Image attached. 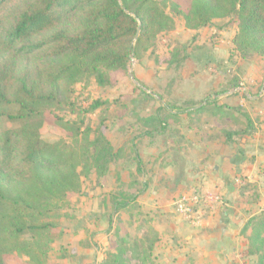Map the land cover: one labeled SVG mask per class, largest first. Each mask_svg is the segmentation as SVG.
I'll return each mask as SVG.
<instances>
[{
	"label": "rangeland",
	"instance_id": "rangeland-1",
	"mask_svg": "<svg viewBox=\"0 0 264 264\" xmlns=\"http://www.w3.org/2000/svg\"><path fill=\"white\" fill-rule=\"evenodd\" d=\"M23 1L0 3V63L10 52L5 45L10 12ZM176 1L185 8L191 0ZM164 12L171 27L139 58L131 57L125 71L110 72L111 86L83 78L66 101L47 106L42 140L65 149L76 148L84 134L89 140L103 135L118 154L99 175L78 167L79 192L39 217L50 224L44 231L50 233L20 235L19 245L3 254L4 264H101L110 252L123 264H258L247 244L254 228L264 240V222L255 224L264 216V57L235 50L231 18L190 30L182 16L169 7ZM193 105L204 108L185 112ZM17 110L12 105L10 114ZM156 113L164 129L150 134L145 120ZM1 125L20 123L3 117ZM206 152L218 156L210 160L211 173L216 164L227 170L202 192L208 205L196 209L206 213L185 220L174 203L193 186L171 183L178 175L195 182L189 178L199 174ZM159 176L160 183L167 179L155 199L152 179ZM214 208L223 210L230 232H187ZM0 243L11 247L2 231Z\"/></svg>",
	"mask_w": 264,
	"mask_h": 264
},
{
	"label": "trees",
	"instance_id": "trees-1",
	"mask_svg": "<svg viewBox=\"0 0 264 264\" xmlns=\"http://www.w3.org/2000/svg\"><path fill=\"white\" fill-rule=\"evenodd\" d=\"M166 7L182 16L190 30L214 19H233L235 50L264 57V0H191L185 8L176 0H24L10 12L5 37L10 52L0 63V231L11 247L0 243V264L3 254L19 245L20 235L50 233L44 232L50 224L39 217L79 192L78 167L86 173L93 168L99 175L118 154L103 135L89 140L84 134L76 148L65 149L42 140L40 121L47 106L66 101L83 78L111 86L110 72L125 71L131 57L139 58L171 27ZM18 43L25 44L16 48ZM12 105L18 107L15 114H10ZM203 108L193 105L185 112ZM3 117L20 125L2 127ZM145 124L151 125L150 134L164 129L157 113ZM263 222L264 216L255 224ZM247 249L264 264V240L255 228ZM101 264L123 263L118 253L110 252Z\"/></svg>",
	"mask_w": 264,
	"mask_h": 264
},
{
	"label": "crops",
	"instance_id": "crops-1",
	"mask_svg": "<svg viewBox=\"0 0 264 264\" xmlns=\"http://www.w3.org/2000/svg\"><path fill=\"white\" fill-rule=\"evenodd\" d=\"M197 106V105H196ZM153 138H156L158 135H153ZM218 156H214V154H210L208 152H206V154L204 156L201 157L200 163H199V167H200V172L197 175H194L193 178H189L190 179H196L195 182H190L188 183V177L187 180H183V178L181 176H175V180H171V186L172 188L177 187L179 189H181L183 186V184H187L189 186H193V188L191 190H198V191H205V189H209V187H211V185L208 186V184H210L211 179L215 180L217 179L218 182V178H223V175L225 173V170H227V167L225 166H219V165H215L214 169L216 170L215 173H211L209 167H210V160L213 158H217ZM202 162V163H201ZM182 169V170H181ZM180 171H185V168L183 169L182 167L180 168ZM217 177V178H216ZM160 178V176L158 177V179ZM167 178H163L164 184L166 183L165 180ZM171 179V178H170ZM153 183L156 184V186L158 187V191L153 192L154 196L153 198H157L159 197L161 194V190L165 189V188H161V186H165L162 185L159 181H161V179H159L158 181L155 182L154 179H152ZM192 181V180H191ZM219 183V182H218ZM186 186V185H185ZM190 192V191H187ZM203 194V193H202ZM161 199L158 198V201H160ZM206 203V205H208L207 201L203 202ZM203 203H200L199 206L204 205ZM221 211H218L216 208H214L212 211H210V216L208 218H206L205 220H201L199 219L198 221H196L195 223H191L193 225H189V227L186 228L187 232H230L228 231L229 228V223H228V219L225 217V214ZM206 213L205 210L203 211H199L196 209V214H200V217ZM231 216V215H230ZM232 217V216H231ZM195 224V225H194ZM219 226L218 228H216L215 226ZM196 226V227H194ZM88 260V259H87ZM90 261V260H88ZM101 261V260H100ZM86 262V259H85Z\"/></svg>",
	"mask_w": 264,
	"mask_h": 264
},
{
	"label": "built area",
	"instance_id": "built-area-1",
	"mask_svg": "<svg viewBox=\"0 0 264 264\" xmlns=\"http://www.w3.org/2000/svg\"><path fill=\"white\" fill-rule=\"evenodd\" d=\"M240 183L239 179L235 180ZM201 191L191 190L189 194H181L177 196L175 201L176 212L181 215L185 220L193 219L196 215V207L199 203L206 202Z\"/></svg>",
	"mask_w": 264,
	"mask_h": 264
}]
</instances>
